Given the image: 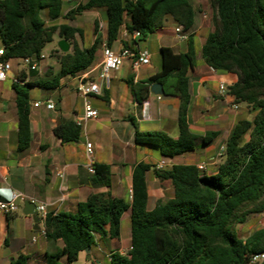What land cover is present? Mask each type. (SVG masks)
I'll return each instance as SVG.
<instances>
[{"label": "trees", "instance_id": "trees-1", "mask_svg": "<svg viewBox=\"0 0 264 264\" xmlns=\"http://www.w3.org/2000/svg\"><path fill=\"white\" fill-rule=\"evenodd\" d=\"M207 2L214 27L202 46L204 62L218 72L237 75L238 82L228 86V94L257 114L235 124L216 174H202L193 164L154 169L159 180L172 182L173 192L152 210L148 209L146 184L151 165L140 164L133 175L131 203L111 194L93 193L86 202L79 203L75 214L48 213L46 239L50 243L60 241L63 246L48 255L47 264H64L63 259L73 264L87 248L97 245V234L120 240L122 218L129 209L131 249L126 255L113 253L112 264H253L252 255L264 252V227L255 229L252 221L264 213V0ZM88 11L104 13L108 46L119 38L124 26L131 34L139 32L137 41H141L163 28L169 18L192 32L198 14L192 0H86L67 13L64 0H0L4 60L31 58L40 62L56 34L72 48L67 53L55 51L60 69L53 77L49 68L44 74L47 79L25 82L26 75L22 74L18 83H13L20 151L26 150L31 141L30 89L55 88L61 78L80 75L96 61L103 44L98 23L94 43L86 48L78 41L85 38L82 28L54 23L59 19L75 21ZM196 45V35L190 33L186 52L163 48L162 70L133 87L141 104L157 83L180 100L177 139L162 132L136 131L137 144L159 148L167 157L192 152L200 141L211 144L219 135L211 132L201 137L188 123L190 72L197 65ZM55 134L63 143H71L78 142L83 132L70 121L57 127ZM93 168L94 173L81 177L82 184L111 187V166L94 163ZM249 224L252 226L247 229ZM240 226L247 231L253 229L252 233L242 234ZM10 264H29V257L20 253Z\"/></svg>", "mask_w": 264, "mask_h": 264}, {"label": "crops", "instance_id": "crops-1", "mask_svg": "<svg viewBox=\"0 0 264 264\" xmlns=\"http://www.w3.org/2000/svg\"><path fill=\"white\" fill-rule=\"evenodd\" d=\"M85 1L64 0V5H68L67 10L64 8V13ZM202 15L203 21L199 22L197 16L194 30L188 31L189 34L194 33L197 39V65L190 72L191 102L188 123L191 130L201 137L211 132H219L214 142L205 144L200 141L194 151L175 157L164 156L159 148L136 143L137 130L143 133L162 132L173 139L180 136L178 124L180 100L175 97L163 100L151 92L147 101L141 104L137 101L133 87L162 70L163 48L168 47L177 53H184L188 48L187 40L183 41L177 37L178 24L171 18L163 28L151 34L152 37L138 41L137 44H134L133 34L124 26L119 38L109 47L115 52L125 48L148 51L151 63L135 72L134 60L125 59L120 70L112 71L109 80H104L100 76V71L102 47L104 44L107 45L105 15L101 11H88L78 16L73 26L82 28L84 33L87 24L92 26V38L86 42L85 34L83 41L78 39L81 46L86 48L93 45L96 37L95 25L99 24L103 44L96 61L89 70L80 75L61 78L55 88L34 86L45 91L41 100H35L30 89L31 141L24 151L19 150V118L13 83L22 74L26 75L25 82L36 83L47 79L44 74L49 68L52 71L51 78L59 72L60 67L55 70L52 66L42 65L40 61V68L32 73L20 65V60H12V71L5 81H0V194L9 195L16 192L24 195L25 200L30 199L37 205L46 204L48 213L66 215L75 214L79 203L86 202L93 193L111 194L131 203L134 171L138 165L146 164L151 165L146 173V184L148 209L152 210L173 192L170 180L161 181L155 175L160 163L164 162V168L178 164L197 166L205 163L208 170L206 174H216L221 163V159L218 158L219 149L227 143L233 127L239 119L246 117V114L240 111L242 104H238L237 111L232 108L235 102L233 97L219 95L220 83L226 82L228 86H232L238 82V76L213 70L204 62L202 46L214 27V20L212 26L205 24L210 19L208 13L203 12ZM59 20L54 23H64ZM171 22L174 28L169 29L168 25ZM1 48L4 46L0 38ZM80 76H87L89 80L101 86V95L91 98L99 117L86 123L78 142L63 143L55 134L56 128L70 121L75 122V119L84 113V99L77 92ZM45 101H53L56 109H48L45 104L35 106L36 103ZM87 143L93 145L92 156L87 154ZM94 163L111 166L113 174L111 187L92 188L82 184L81 177L89 173L88 168ZM24 201H18L19 210L14 214L7 215L0 211V264H10L20 253L29 257V264H47L48 255L63 246L60 241L48 242L40 231L34 229L32 217L23 214ZM37 213L41 218L42 214L38 211ZM40 225L43 228V223ZM96 237L97 248L91 249L90 259L100 260L101 245L98 239H105L112 245L107 254L110 262L113 253L126 255L131 249V229L128 245L120 240L103 238L99 234ZM83 256L85 252L81 253L79 260Z\"/></svg>", "mask_w": 264, "mask_h": 264}, {"label": "built area", "instance_id": "built-area-1", "mask_svg": "<svg viewBox=\"0 0 264 264\" xmlns=\"http://www.w3.org/2000/svg\"><path fill=\"white\" fill-rule=\"evenodd\" d=\"M206 17V15H204ZM176 35L180 40H188L190 34L185 30L184 26L178 25L176 28ZM135 42L138 43V38L140 37L139 32L133 34ZM5 48L0 49V81H5L8 78L9 73L12 71V60H4ZM151 55L148 51H140L136 48H125L120 52L113 51L108 45L104 44L102 47V64H101V78L104 80H109L110 73L112 71L120 70L123 61L125 59H133V69L138 72L141 67L149 65L151 63ZM45 56L42 55V60ZM29 71H36L40 68V62H36L31 58L20 59ZM18 83V80H15ZM77 92L84 99V113L75 119V123L84 128L89 120H96L99 117V112L93 107L91 98L93 96L101 95V86L99 83L89 80L87 76H80L77 84ZM219 95L221 97H229L228 94V84L226 82L220 83ZM232 97V96H231ZM234 98V97H233ZM45 104L48 109H56V105L53 101L38 102L35 106H41ZM234 110H238L239 106L236 102L232 104ZM87 154L92 156L93 145L87 143ZM226 152V144L222 145L218 152V158L222 159ZM165 166L164 162L160 163L157 169L161 170ZM199 171L202 174L207 173V165L205 163L197 165ZM89 173H94L93 165L88 168ZM132 195V190H131ZM2 199H0V211L10 215L14 214L19 210L18 201H24L25 196L18 194L16 192H11L9 195L0 194ZM37 211L42 214L41 219L46 220L48 215V207L46 204L37 205ZM41 235L46 237V226L40 230ZM251 262L253 264H261L264 262V252L252 255Z\"/></svg>", "mask_w": 264, "mask_h": 264}, {"label": "rangeland", "instance_id": "rangeland-1", "mask_svg": "<svg viewBox=\"0 0 264 264\" xmlns=\"http://www.w3.org/2000/svg\"><path fill=\"white\" fill-rule=\"evenodd\" d=\"M192 1L194 2L195 6L198 10L197 16H198L199 22L203 21L202 13L205 12V13H208V16L210 19V21H207V23H205V24H211L210 26H212L213 25V19H212V15H211L210 6H209V3L207 2V0H192ZM64 8H65V10H67L68 5L65 4ZM44 14L45 13L43 12L42 13L43 17H44ZM59 21L70 24V25H73L77 22V20L74 21V23H73V22L67 21L65 19H62ZM49 23H51V22H49ZM168 27H169V29H172V28H174V24L171 22L168 25ZM85 30H86L85 34H86V42H87L88 39L93 37L92 26L87 24ZM150 37H152V35H150ZM60 41H61V39H60L59 35L56 34L54 37V42L49 44L44 50L45 59L42 60V63H41L42 65L52 66L55 68V70L59 69V64L57 61L58 59L56 58L57 55H55V51H56V49H59V42ZM79 41H80V39H79ZM19 63L22 67H25V69L28 70V67H26L22 61H20ZM31 90L33 93V98H35V100H41V98L44 96L43 94L45 91L42 90L40 87H32ZM241 107L242 108L240 109V111H244L246 114V117H248L249 119H252L257 114L256 110H254L252 107L246 106V104H242ZM144 128H146V127H144ZM207 172H208V170H207ZM130 217H131V211H127L125 213V216H124L123 221H122V236L120 238V241L126 245H128V243H129V236H130V229H131ZM252 221L254 222L255 229L257 227H264V214H261L260 216H254ZM250 226H252V224L247 225L246 228L248 229ZM246 228H243V229L240 228V229H242L241 230L242 234H250L252 232L251 230L247 231ZM98 243L101 245V251H100L101 256H100L99 261L96 260L95 258L89 259L88 254L85 253V256H83L82 259L74 262L73 264H111V262L109 261V259L107 257V254L109 253L110 247L112 245L109 244L105 239H103V240L98 239ZM95 248H97V247H95ZM65 261H66L65 259L62 260V262H64V264H66Z\"/></svg>", "mask_w": 264, "mask_h": 264}, {"label": "water", "instance_id": "water-1", "mask_svg": "<svg viewBox=\"0 0 264 264\" xmlns=\"http://www.w3.org/2000/svg\"><path fill=\"white\" fill-rule=\"evenodd\" d=\"M59 50L63 53H67L71 50V46L69 45V43L66 40L62 39L59 42ZM151 92L156 96H160L163 100H171L172 98H174L173 95L166 93L165 88H164L163 84H161V83L154 84L151 87ZM23 214L32 217L34 224H35V227H34L35 230H38V231L41 230L42 227H41L40 223H43V227L45 226V221L42 220L38 216L37 204L34 203L33 201H31L30 199H26L24 201ZM85 253L88 254V258L90 259L91 258V255H90L91 248H87L85 250Z\"/></svg>", "mask_w": 264, "mask_h": 264}]
</instances>
